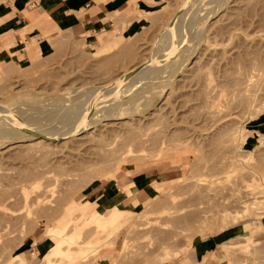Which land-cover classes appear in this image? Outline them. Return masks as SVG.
Returning <instances> with one entry per match:
<instances>
[{
  "label": "rangeland",
  "instance_id": "1",
  "mask_svg": "<svg viewBox=\"0 0 264 264\" xmlns=\"http://www.w3.org/2000/svg\"><path fill=\"white\" fill-rule=\"evenodd\" d=\"M199 4L127 0L105 28L0 39V264H264V0L209 18ZM181 16L191 31L153 53ZM157 181L141 200L123 191ZM126 200L147 201L126 229L96 220ZM52 228L93 243L47 260Z\"/></svg>",
  "mask_w": 264,
  "mask_h": 264
},
{
  "label": "crops",
  "instance_id": "2",
  "mask_svg": "<svg viewBox=\"0 0 264 264\" xmlns=\"http://www.w3.org/2000/svg\"><path fill=\"white\" fill-rule=\"evenodd\" d=\"M127 0H0V39L9 42L29 39L32 33L38 34L62 26H74L85 23L92 29L105 28L106 22L110 24L112 19L109 13L111 6L118 4L121 7ZM104 38L106 32L103 30ZM24 36H22V34ZM22 41V40H21ZM1 44V41H0ZM2 46V45H1ZM17 51V50H16ZM7 54V48L0 51V58ZM258 129L264 128V120L256 124ZM129 186V187H127ZM123 191L129 196H135L139 200L146 191L140 188L136 182L126 185ZM207 261V259L205 260ZM204 261V262H205Z\"/></svg>",
  "mask_w": 264,
  "mask_h": 264
},
{
  "label": "bare ground",
  "instance_id": "3",
  "mask_svg": "<svg viewBox=\"0 0 264 264\" xmlns=\"http://www.w3.org/2000/svg\"><path fill=\"white\" fill-rule=\"evenodd\" d=\"M199 1V7H197L198 9H200V11H199V15H203L206 11H207V13H205V18L207 17V18H209V16H210V13H213L212 11V9H213V6H215L214 5V3H218V2H222L221 0H198ZM226 1V0H225ZM217 6H219L218 4H217ZM215 8V7H214ZM218 8V7H217ZM188 9V8H187ZM215 11V10H214ZM189 13V12H188ZM198 15V16H199ZM212 15V14H211ZM203 18H204V16H203ZM190 22V21H189ZM188 22V20H187V18L185 17V16H181V19L179 20V22H178V24H177V26L174 28V30L175 31H173V33H174V36L172 37V35L170 36L168 33L167 34H162V35H160L159 36V38L158 39H156V41L153 43V53H156L157 51V54L159 53V52H161V50H168V48L169 47H171L172 45H179L180 44V42H181V40H182V37H186V33L187 32H190L191 31V27L193 26V22H192V20H191V22L189 23ZM199 31H200V29H199ZM198 33V32H197ZM199 34V36H200V34L201 33H198ZM198 36V37H199ZM197 37V36H196ZM178 38H180V39H178ZM183 42V41H182ZM214 43V42H213ZM214 46H218V45H214ZM159 47H161V49H159ZM163 50V52H165ZM189 53V52H188ZM164 54V53H163ZM150 56V55H149ZM157 56V55H156ZM159 57V56H158ZM152 58H155L154 56H152ZM212 58V57H211ZM150 59V58H149ZM158 59V58H157ZM215 60V59H214ZM146 61V60H145ZM155 60H152V61H148V62H144L143 64H141L139 67H136L135 69H133V70H131V71H127V72H125L126 74H124V75H121V78H117L116 79V81L114 82V84L113 85H120V84H122L123 82H124V80H125V78H127V77H129V76H132V75H134V73H135V77L133 78L134 80H138V78L140 77V75H139V73L140 74H143L144 72H146L147 70H149L150 69V67L152 66V65H154L155 64ZM214 63V62H213ZM144 67V71L142 72L141 71V69ZM151 70V69H150ZM149 70V71H150ZM211 71V70H210ZM211 74H213V72L211 71V73H210V76H211ZM129 75V76H128ZM226 75V74H225ZM225 78H226V76H224ZM252 79H253V77H251ZM228 79V78H227ZM248 80V79H247ZM213 81V80H212ZM249 81V80H248ZM206 82V84H207V81H205ZM250 82H252L251 80H250ZM198 83V82H197ZM212 84H213V82H212ZM219 84V83H218ZM113 85H111V86H113ZM217 85V84H216ZM205 87H206V85H205ZM213 87H216V86H211V88H209V90H212V88ZM220 87V86H219ZM208 87H206V89H207ZM203 89V88H202ZM222 89V88H221ZM92 90V89H91ZM213 90H215V88L213 89ZM93 91V90H92ZM119 91V90H118ZM117 91V92H118ZM220 92V91H219ZM69 93V92H68ZM92 93V92H91ZM78 94V93H77ZM117 94V93H116ZM209 94V93H208ZM98 99V98H97ZM83 101V100H82ZM80 102V101H79ZM116 103V102H115ZM111 105H114V102H113V104H111ZM110 104H109V106H107V108L108 107H110L111 106ZM116 105V104H115ZM214 106V105H213ZM106 108V109H107ZM111 108H115V107H112L111 106ZM109 110V109H108ZM109 111H111V110H109ZM210 112V111H209ZM212 112V111H211ZM78 113V112H77ZM77 115H79V113L77 114ZM108 119V118H107ZM74 120L75 119H72V122H74ZM67 123H69V122H67ZM61 129V127L59 128V131H61L60 130ZM7 131V130H6ZM58 131V130H57ZM57 131H55V132H51V131H49V130H42L41 132H40V136L41 137H45V138H49V139H56V137L57 136H60V135H57ZM72 132H77L76 131V128L74 129H65L62 133H61V135H69V134H71ZM19 138V137H18ZM21 138H23V137H21ZM60 138H62V137H60ZM64 138V137H63ZM59 140V139H58ZM53 141V140H52ZM142 185V184H141ZM154 187L155 188V190H157V189H159L160 187L162 188V185L160 184V182H150V183H147L145 186H142L141 188H144V189H146L147 187ZM24 195V197H25V200L27 201L28 200V198H29V196H25V194H23ZM175 195V194H174ZM169 196V195H168ZM172 196V195H171ZM201 196V195H200ZM170 197V196H169ZM243 202H244V200H243ZM247 202V201H246ZM32 203L33 204H36V205H38V203H40V201H38V200H33L32 201ZM147 203V201H140V203H138V204H134L133 202H131L130 200H126V201H123V202H120V203H118V204H116L114 207H112L111 209H109L106 213H103V214H101L99 217H97V219L96 220H107V219H109V220H112V222H115V221H117V223L118 222H120V221H122L120 224L118 223V226L115 228V230L113 231V233H120L121 231V229H126L125 227H127V226H130L129 224L133 221V218H135V216L136 215H138V213L140 212L139 211V209H137V207L138 206H141V205H145ZM180 203V202H179ZM245 203V202H244ZM255 204L254 206L255 207H253V204ZM251 204H252V207L253 208H260V206L261 205H264V202L263 201H258V202H252ZM247 204V203H246ZM245 204V206H247ZM248 204L249 205H251L249 202H248ZM249 205L247 206L249 209H251L250 207H249ZM176 207V206H175ZM172 208V207H171ZM247 208V209H248ZM248 209V210H249ZM169 211V210H168ZM143 212V211H142ZM146 212H148V211H146ZM221 213V212H220ZM78 216V215H77ZM236 217H238L239 218V216H236ZM253 217V216H252ZM236 219V218H235ZM237 220V219H236ZM139 221V220H138ZM103 222V221H102ZM101 222V223H102ZM26 223V222H25ZM107 223H109V222H107ZM112 224V223H111ZM201 224V223H200ZM99 225V224H98ZM141 225V224H140ZM166 225H168V224H166ZM125 226V227H124ZM138 226V225H137ZM143 226V225H142ZM111 227H112V225H111ZM96 229V228H95ZM97 230V229H96ZM96 230H93L95 233H96ZM102 231V230H101ZM132 231V230H131ZM134 231V230H133ZM49 236L50 237H52L51 239H52V241H53V243L50 245V248H49V251L46 253L47 255L45 256V258H47V260L49 259L50 260V257L51 256H58V257H61V258H63V259H65V258H68V260L69 261H73V260H75V259H77L78 258V256H81L83 253H85L86 251V248H84V247H90V244H92L93 243V240L91 239V237H92V235L91 236H89V238L88 239H86L85 240V238H87V237H85L84 238V240L83 241H81V239H82V233L83 232H81V231H78L77 232V238H71V239H68L69 237H65L66 235H62V231H60L59 229H54V228H52L51 230H49ZM71 232V231H70ZM94 232H93V235H94ZM110 232V231H109ZM64 233V232H63ZM69 233V232H68ZM67 233V234H68ZM132 234V233H131ZM118 236V235H117ZM49 237V238H50ZM120 237V236H119ZM247 239H248V241H252V236H248L247 237ZM64 244H66V245H64ZM82 244V245H81ZM78 247V251H73L75 248H77ZM80 247V248H79ZM259 252H260V250H259ZM67 255V256H66ZM62 259V260H63ZM69 261H67V260H64V263H66V262H69ZM252 261V260H251ZM51 262V261H50ZM53 263V262H52ZM244 264V263H243ZM251 264V263H250Z\"/></svg>",
  "mask_w": 264,
  "mask_h": 264
}]
</instances>
